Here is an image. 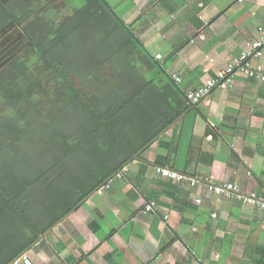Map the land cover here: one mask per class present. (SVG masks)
<instances>
[{
	"label": "crops",
	"instance_id": "crops-1",
	"mask_svg": "<svg viewBox=\"0 0 264 264\" xmlns=\"http://www.w3.org/2000/svg\"><path fill=\"white\" fill-rule=\"evenodd\" d=\"M106 1L187 91L264 26V0ZM252 62L264 67V54ZM223 182L264 199V79L239 71L25 254L33 264H264V208L208 187Z\"/></svg>",
	"mask_w": 264,
	"mask_h": 264
},
{
	"label": "trees",
	"instance_id": "trees-1",
	"mask_svg": "<svg viewBox=\"0 0 264 264\" xmlns=\"http://www.w3.org/2000/svg\"><path fill=\"white\" fill-rule=\"evenodd\" d=\"M9 26L20 29L21 49L0 68V264L191 107L189 91L106 0H0V34Z\"/></svg>",
	"mask_w": 264,
	"mask_h": 264
},
{
	"label": "built area",
	"instance_id": "built-area-1",
	"mask_svg": "<svg viewBox=\"0 0 264 264\" xmlns=\"http://www.w3.org/2000/svg\"><path fill=\"white\" fill-rule=\"evenodd\" d=\"M259 36L256 40L247 42L242 54L232 59L227 63L226 67L220 69L217 72L216 77L209 79L206 83L196 90L189 91L188 104L194 105L200 101V99L206 95L210 90L221 85H230L234 80V73L239 71L245 75L258 76L264 79V67L261 63L254 64L252 60L262 58L264 54V26L258 28ZM173 78L176 82L181 81V77L178 74H173ZM160 173L164 176L172 179H183L185 175L168 168H159ZM108 186V184L106 185ZM210 190L226 197H237L243 202L257 205L264 208V199L259 198L256 193L245 194L240 189L239 185L232 182H223L220 184L209 183ZM104 188V187H103ZM101 188L99 191H101ZM154 204V203H153ZM15 264H33L31 259L23 254L14 261Z\"/></svg>",
	"mask_w": 264,
	"mask_h": 264
},
{
	"label": "rangeland",
	"instance_id": "rangeland-1",
	"mask_svg": "<svg viewBox=\"0 0 264 264\" xmlns=\"http://www.w3.org/2000/svg\"><path fill=\"white\" fill-rule=\"evenodd\" d=\"M4 31V33L2 32L3 34H0V68L21 49L19 41L20 29L9 26Z\"/></svg>",
	"mask_w": 264,
	"mask_h": 264
}]
</instances>
